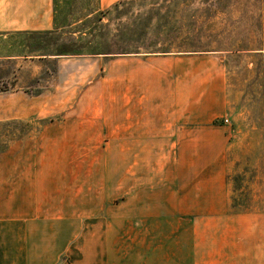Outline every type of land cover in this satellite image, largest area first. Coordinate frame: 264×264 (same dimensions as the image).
I'll list each match as a JSON object with an SVG mask.
<instances>
[{"label": "rangeland", "instance_id": "obj_1", "mask_svg": "<svg viewBox=\"0 0 264 264\" xmlns=\"http://www.w3.org/2000/svg\"><path fill=\"white\" fill-rule=\"evenodd\" d=\"M104 1L101 11L100 0L57 1L59 34L76 40L99 25L101 37H82L99 41L126 29L135 33L128 44L147 51L44 56L25 76L0 63V96L25 88L43 107L31 120H0V264H174L179 231L233 227L172 214L176 167L203 165L199 143L179 158L182 145L167 140L166 127L156 135L133 130L137 108L165 102L170 71L181 65L196 71V82L220 63H250L264 91V0ZM112 8L101 22L72 23ZM218 164L227 172L228 213L256 208L250 186L264 166V142L231 141Z\"/></svg>", "mask_w": 264, "mask_h": 264}, {"label": "crops", "instance_id": "obj_2", "mask_svg": "<svg viewBox=\"0 0 264 264\" xmlns=\"http://www.w3.org/2000/svg\"><path fill=\"white\" fill-rule=\"evenodd\" d=\"M104 2L100 0V11ZM53 14V0H0V63H14L13 74L25 76L30 74L27 64L46 60L34 55L33 38L55 29ZM252 67L220 63L201 70L193 82L196 71L181 65L170 71L174 79L165 102L137 108V135L160 134L166 127L167 140L182 145L179 158L196 143L202 147L203 165L176 167L179 176L169 194V204L176 207L172 214L194 223L233 226L223 232L179 231L171 255L174 264H264V166L255 167L256 180L250 186V204L256 208L233 216L228 213L226 168L218 164L231 141L264 142L263 78ZM42 109L41 96L34 98L25 88L0 96L1 121L31 120ZM221 247L226 248L223 254Z\"/></svg>", "mask_w": 264, "mask_h": 264}, {"label": "trees", "instance_id": "obj_3", "mask_svg": "<svg viewBox=\"0 0 264 264\" xmlns=\"http://www.w3.org/2000/svg\"><path fill=\"white\" fill-rule=\"evenodd\" d=\"M59 0H53L54 4V25H57V17L56 8L58 5L56 2ZM119 3L114 5L115 12L119 8ZM64 10V9H63ZM113 11V8L111 10L106 11V13L99 12L96 15L94 14V11L83 15L81 17H78L75 21L72 23L74 24H84L85 22H101L102 17L105 14H110ZM61 12V11H60ZM114 12V13H115ZM72 12H67L66 18L63 20H67L68 18L71 19L70 16H72ZM93 16V17H92ZM119 16H122L121 14ZM124 16V15H123ZM91 17V18H90ZM134 18L133 20L139 21L140 18L138 16L132 15ZM89 21H85L88 20ZM121 17H115V20H120ZM64 22V21H63ZM69 22V21H68ZM67 25L71 26V23H68ZM76 26V25H75ZM86 25H80L76 29H83ZM94 27L91 29V31L86 34L85 32L77 31L75 33H69L70 35L79 34V39H64V34H59V32L62 30V28L56 27L53 31H49L47 33H43L41 35H38L33 40H36L34 42L33 48H41L43 51L46 50V54H42L41 56H101V55H117V54H131V53H140L142 49L146 50V45H135L132 46L129 39L132 36H135V33H130L131 31H128L126 29H116L117 33L112 35V39L110 40H101L96 41L94 39L92 40H86L82 39V37L90 36L91 38L101 37V31L103 30L101 26L99 25H93ZM37 40H39L37 42ZM128 40V41H127ZM144 53H153V52H144Z\"/></svg>", "mask_w": 264, "mask_h": 264}, {"label": "built area", "instance_id": "obj_4", "mask_svg": "<svg viewBox=\"0 0 264 264\" xmlns=\"http://www.w3.org/2000/svg\"><path fill=\"white\" fill-rule=\"evenodd\" d=\"M224 122H226V121H224Z\"/></svg>", "mask_w": 264, "mask_h": 264}]
</instances>
